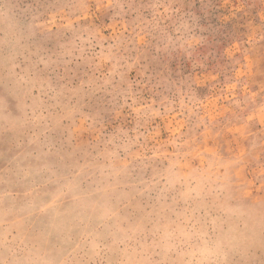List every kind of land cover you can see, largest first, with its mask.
<instances>
[{
    "label": "rangeland",
    "instance_id": "1",
    "mask_svg": "<svg viewBox=\"0 0 264 264\" xmlns=\"http://www.w3.org/2000/svg\"><path fill=\"white\" fill-rule=\"evenodd\" d=\"M0 264H264V0H0Z\"/></svg>",
    "mask_w": 264,
    "mask_h": 264
}]
</instances>
